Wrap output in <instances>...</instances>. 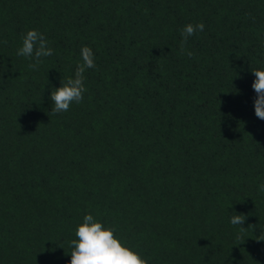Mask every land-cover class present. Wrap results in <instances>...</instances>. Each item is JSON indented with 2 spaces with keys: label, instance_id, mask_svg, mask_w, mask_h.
<instances>
[{
  "label": "trees",
  "instance_id": "16d2710c",
  "mask_svg": "<svg viewBox=\"0 0 264 264\" xmlns=\"http://www.w3.org/2000/svg\"><path fill=\"white\" fill-rule=\"evenodd\" d=\"M32 29L54 50L35 70ZM83 46L84 99L51 115ZM252 70L264 0H0V264H69L86 214L148 264H264Z\"/></svg>",
  "mask_w": 264,
  "mask_h": 264
},
{
  "label": "clouds",
  "instance_id": "9594fccd",
  "mask_svg": "<svg viewBox=\"0 0 264 264\" xmlns=\"http://www.w3.org/2000/svg\"><path fill=\"white\" fill-rule=\"evenodd\" d=\"M203 22L185 25L181 30V54L191 58L194 53L185 47L189 37L197 32H203ZM3 43H7L3 41ZM53 49L43 33L32 29L22 36V46L17 50V55L26 57L33 61L28 66L30 69H37L43 63V58L53 55ZM82 63H78L74 76L66 81L62 80V86L51 92L50 99L53 102L51 115L67 112L73 103L79 104L84 99L87 91L84 80L87 69L96 67L93 50L83 46L80 50ZM255 80L252 88L256 93L254 100L255 115L264 120V70H252ZM259 191L264 192V183L259 186ZM246 220L244 214H236L230 218L232 225H243ZM245 228L241 227V231ZM115 226L105 227L96 220L92 214L83 216V222L75 230V239L70 241L71 260L69 264H148V261L130 247L121 242L115 235ZM237 239H240L238 236ZM264 241V231L256 239Z\"/></svg>",
  "mask_w": 264,
  "mask_h": 264
}]
</instances>
